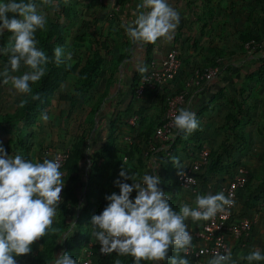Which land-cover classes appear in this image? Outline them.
<instances>
[{
    "label": "clouds",
    "instance_id": "1",
    "mask_svg": "<svg viewBox=\"0 0 264 264\" xmlns=\"http://www.w3.org/2000/svg\"><path fill=\"white\" fill-rule=\"evenodd\" d=\"M41 4L53 9L58 7L56 0H41ZM8 13L14 15L9 18ZM17 14L19 18H16ZM133 15L135 19L121 24V27L134 44H154L159 38L170 40L180 20L179 13L169 5L168 0H141ZM38 29L46 30V15L38 10L33 0L0 2V35L5 30L11 33L7 45L0 47V54L8 56L0 77H3L4 85L10 84L17 93L26 94L32 101L39 100L40 94H33L31 84L46 75L47 65L52 62V58L37 47L35 33ZM53 56L55 63L60 64L62 58L71 60L72 53L57 46ZM22 63L29 71L19 76L12 75ZM138 71L143 73L147 69L140 67ZM28 103L29 99H23L18 107L23 108ZM41 119L47 122L50 117L42 113ZM174 125L187 138L197 130L199 121L195 112L180 108L174 116ZM86 151L91 154L93 149L89 147ZM60 167L59 157L34 163L21 155H9L0 146V264H17L15 257L30 253L33 242L47 234L64 187V173ZM180 175L184 176V173ZM119 176L123 178V181H115L119 194L113 192L106 196L109 203L102 213L92 217V237L100 243L102 254L115 251L119 256L134 258V264H141L142 261L155 264L166 260L168 264H190L185 257L192 247V236L186 230L188 225L185 221H208L234 205L231 194L226 196L223 191L216 194L197 193L195 207L184 203L177 212L172 209L169 198L157 187L160 183L158 175L145 173L138 179L123 167ZM128 180L132 184L127 183ZM192 183H195L194 179L187 178V184ZM134 190L136 196L132 200L130 195ZM70 225L71 229L64 233L62 241L76 231L75 221ZM170 249L176 255L169 257ZM242 258L253 264L264 261V252L256 249ZM53 264H77V261L63 253L54 259ZM114 264L121 262L116 260ZM207 264H234L231 250L226 249L224 254L214 253Z\"/></svg>",
    "mask_w": 264,
    "mask_h": 264
},
{
    "label": "crops",
    "instance_id": "2",
    "mask_svg": "<svg viewBox=\"0 0 264 264\" xmlns=\"http://www.w3.org/2000/svg\"><path fill=\"white\" fill-rule=\"evenodd\" d=\"M98 1L105 17L100 20L101 27H104L103 25L106 23L112 24L115 41L108 37L106 30L99 29L100 31L96 34L102 41L108 40L114 48H117V52L120 51L116 54L115 51L112 53L114 57L116 56L121 71L117 84H119L118 86H127V84L129 86L126 98H123L124 100L119 104L120 107L117 108L122 110L123 106L129 103L133 76L145 64L146 43L134 44L125 34L121 24L135 19L133 13L136 12V5L141 0ZM168 3L179 13V24L170 40L159 38L155 42L151 62L160 63L169 51L175 49L181 60L180 73L172 86H157L140 97H131L129 110L121 114V121L115 126L117 134L115 156L110 160L100 159L106 171L101 185L104 187L109 172L113 168L120 170L121 164H126L129 159L131 161L130 152L132 154L140 148L142 149L140 156L143 154L146 168L139 166L137 158L135 159L136 163L140 168H143L144 174L155 172L156 165L153 161L163 156L167 146L157 147L156 153L149 154L151 159H146L145 154L155 144L153 141L154 131L147 144L143 133L151 127L155 129L163 120L165 100L169 95L175 92H187L185 108L196 113V118L199 121L197 131L201 134L200 144H202L203 150L212 154L220 152L221 148L229 147L228 153H222V165L231 167L242 162L250 169L248 171V187L238 196L236 210L243 217L253 218L255 222L249 237L244 242L238 243L235 239L230 238L233 262L237 264L239 263L238 259H243L250 243L251 245L257 244V242L261 245L264 243V189L259 186V180L262 183L264 181V179L262 180L264 174L261 173L264 168L258 167L257 171L254 168L255 165H264V140L260 137L257 141L261 144L256 146L259 150L255 155L244 152L239 162H236L234 157L236 147L245 149L250 144V140H247L246 137V125L227 124L226 118L239 112L238 105H242V109L248 113L246 118H250L253 107L261 109L260 114L263 118L260 130H263L262 136L264 135V67L261 68L264 60L262 63L259 61L260 58H264V0H168ZM101 13L100 10V16ZM249 39L250 41L247 42ZM254 40L257 42L256 45H254ZM248 45L251 47L247 48ZM255 47L258 50L254 51ZM211 66L219 69L218 75L212 82L200 87L187 88L195 71H202ZM146 69V72L139 74L141 77L150 71V63ZM117 90L118 92L113 98L120 99L123 94L119 92V87ZM101 109L100 107L99 110ZM137 116L139 118L136 126H128L127 122ZM246 118L243 117L242 120H246ZM222 124L226 126V131H224L226 138H223L225 135L220 128ZM234 125L237 127L235 134L230 129ZM92 133L94 135V132ZM131 133L133 136H129ZM188 139L190 140V134L178 147L180 159L174 175L190 172L194 162L199 160V154L195 152V148L191 146ZM125 142L126 145L123 146L122 144ZM136 143L140 144L137 149ZM184 147H191L193 155L185 158V155L181 153ZM91 148L95 151L99 148V144ZM91 154L88 153L82 160L81 165L84 161L85 170ZM207 165H203L196 175L204 173ZM217 176L215 178L218 180ZM219 176L225 177L221 173ZM176 191L178 203L195 206L196 196H191L185 190L176 189ZM203 191L202 194L218 193L212 184L208 185V188H204ZM102 201L101 207H104L105 204ZM185 223L188 225L186 230L193 231L198 228L200 221L193 222L188 219Z\"/></svg>",
    "mask_w": 264,
    "mask_h": 264
},
{
    "label": "rangeland",
    "instance_id": "3",
    "mask_svg": "<svg viewBox=\"0 0 264 264\" xmlns=\"http://www.w3.org/2000/svg\"><path fill=\"white\" fill-rule=\"evenodd\" d=\"M19 1L20 0H17V2ZM0 2H7V0H0ZM33 2L38 5V10L46 15V30H37V32L35 33V38L37 41L42 40L47 29H49L51 25L58 24L62 29L63 37L61 39V42H59L57 46H62L65 48L66 52L70 51L72 53L71 60L62 58L66 61L67 65H84L87 57L92 56V58H95L97 54H99L100 57L102 56L105 61L102 68L98 71V81H96V85L91 90L85 92V94L79 95L76 93V79L70 74L67 75L64 82L55 91L56 96L51 101L50 107L42 112L47 113L50 119L47 122L43 121L41 119L42 113H39L37 123L32 127L25 128V130L21 133L22 141L27 145L29 149L27 153L29 156V160L34 163H42L44 159L52 160L53 154L57 151L65 154L66 158L63 163V168H66L68 170V174L66 175V173H64L62 179L64 181V188L70 190V192L67 193L66 196L68 206L64 209L57 208L56 216L54 217L53 222H61L63 218H66V220L71 224L74 221L78 206L79 209L81 207V197L84 195V189L86 187V183H84V178H82V174L80 172L79 173L81 174V176L74 173H71L70 175V171L75 170L72 167L73 147L79 144L82 140H85L89 135H91L92 132H94L93 138H96V140L92 144H87L84 147V160L88 155V152L86 150L89 149V147L98 145L99 142L103 140V136L105 135L107 130L106 126L108 122V116H110L115 107L119 108L117 105L121 104V101L126 98L129 86L128 84L127 86H118L119 84H117V80L121 75V71L120 66L118 67L119 62L116 56L114 57L112 53H114L115 51L116 54L120 51L117 52V48H114V46L110 44L108 40L102 41L99 35L96 34L100 30H106L108 37L111 40L115 41V32L112 29V24L106 23L105 25H103L104 27H101L102 22H100V20L104 16L103 10L100 8L98 0H68L67 3L71 10V16L67 20L61 17V3H59L57 0L56 3L58 4V7L55 9H53L51 6H45L41 4V0H33ZM100 10L102 12L101 16ZM7 15L10 16L9 18L13 16L12 13H8ZM16 18H19V16H16ZM107 22H109V20ZM10 35L11 33L7 32V30H5V32L0 35V47H4L7 45ZM100 43L104 44L103 48L101 47ZM7 62L8 56L0 54V72L3 71L4 66L5 64H7ZM27 71H29V69L22 63L20 69L17 72L11 74L19 76L23 75ZM2 80L3 77H0V115L14 114L19 108L18 105L20 101L23 100L27 95L17 93L14 89H12L10 84L4 85L2 83ZM118 87L119 92H122L123 94L120 99H116V97L113 98V96H115V93L118 92ZM58 96L73 98L75 102L66 101L64 103H61L60 101H58ZM100 107L102 108L101 110H99ZM260 110L261 109L253 107L250 118H246V120L240 119L238 120V122H236L237 126L246 125V137L247 140H250V144L245 149L236 147V154L234 155L236 162H239L240 158L244 155V152H248L249 154L252 153L253 155H255L259 150L258 148H256V146L258 147V145L261 144V142L259 144V142L257 143V141H259L260 137L262 140H264V135L262 136L263 130H260L262 128L260 124L263 118L260 114ZM220 128L223 130V135H225L223 138H226V134L224 133V131H226V126L222 124ZM4 133L0 130V146H3L9 155L14 156L9 141L14 138L15 130L13 128H9L8 133ZM227 133L229 132L227 131ZM129 136H133V134L131 133L129 134ZM188 141H191V138L190 140L188 139ZM192 144L193 142L191 141V145ZM122 145L125 146L126 142ZM139 145L140 144H137L136 149ZM201 149L203 150V148ZM199 151L200 150L195 149V152L198 154L200 153ZM260 151L263 150L260 149ZM141 152V148L135 150L132 154L130 152L129 156H131V161L129 159L126 164H121L119 167L120 170H115L113 168L109 172V178L107 177V182L105 183L104 187H102L105 195H96L92 199L93 202L91 203L93 211L91 213L93 216L102 213V209L100 208V206H102L101 201L103 200L102 202H104V204H107L105 197L111 195L113 189L119 192V187L115 184V181L118 179L123 181V178L119 176V173L123 167H125L129 171L130 175H136L138 179L142 178V176L144 175V171L138 166L135 161L136 158V160L141 158ZM185 158H187L186 155ZM84 164L85 162L83 161V165H81V169L83 171H85ZM239 164L238 167L240 166L245 168L246 170L248 169L247 171L250 170L242 162ZM258 167L264 168V165H255V171L258 170ZM224 169L225 172H222L224 171ZM222 171L221 174H223V176L225 177H220L219 173L217 176L219 177L218 180L215 178V176L213 178L207 179L206 183H204L203 180V173L198 174V193H204V188H208V185L211 184L213 185V187H215L217 192H220V190L226 185L228 180L231 179L234 173L231 167L226 166H223ZM261 173L264 174V169ZM173 175L174 172L171 176ZM263 179L264 177H262V180ZM126 182L132 184L131 180H128ZM158 186L159 184L157 185V187ZM259 186H262L264 189V181L262 183V181L259 180ZM188 193L191 196H196L197 194H193L190 192ZM135 196L136 191L134 190L130 195V199L134 200ZM175 197V204L178 212L182 203H178L177 191ZM237 214H239L238 216H242L238 212ZM85 221L87 228L91 227L92 229V217H85ZM41 248L43 251V247L38 239L31 245L30 253L21 255L16 260L17 264H38L36 257L41 251ZM256 249L264 252V243L262 245L258 244V242L257 244L252 245L250 243L246 248L244 257H246L251 251ZM232 250L233 249L231 248V253ZM59 255V253H55L50 264H53L54 259L58 258ZM129 257L130 260L127 264H134V258H132L131 256ZM238 260L239 263L237 264H248L246 259L240 258ZM141 264H154V262L142 261ZM253 264H264V261L253 262Z\"/></svg>",
    "mask_w": 264,
    "mask_h": 264
},
{
    "label": "trees",
    "instance_id": "4",
    "mask_svg": "<svg viewBox=\"0 0 264 264\" xmlns=\"http://www.w3.org/2000/svg\"><path fill=\"white\" fill-rule=\"evenodd\" d=\"M61 3V12L62 18L68 19L71 15L70 7L68 3H65V0H57ZM20 2V1H19ZM24 2H29V0H24ZM14 15V14H13ZM18 16V14L16 15ZM10 17V16H9ZM63 37L62 29L58 24H53L49 29H47L45 36L42 40L38 41L37 47L43 50L50 58H52V62L47 65V72L46 75L35 84H32L31 87L33 89V94L39 93L40 99L32 101L28 96L24 99H29V103L23 107L18 108V110L14 114H4L0 115V130L7 134L9 128H13L15 130L14 138L9 141L10 146L12 147L13 155H21L25 160H29L28 156V147L22 141L21 133L25 130V128H29L34 126L37 123V118L39 113H42L45 109H48L51 105V101L56 96V90L61 86L64 82L67 75L74 76L76 79L75 83V90L76 93L79 95L85 94L88 90H91L96 85V81H98V71L102 68L104 64V59L102 56L100 57L99 54L92 58L89 56L86 58L84 65L73 64L71 67H68L66 61L64 59L62 63L57 64L55 63L53 52L54 49L57 47V44L61 42ZM247 40V42H249ZM101 47L103 48V43H100ZM155 44V43H154ZM154 44L153 43H146L145 49V64L142 67H147L149 63H151L153 51H154ZM257 42L254 40V45ZM258 48L255 47L256 51ZM264 58H260L259 61L262 63ZM264 67V64H262ZM263 69V68H262ZM141 72L137 71L132 80V84L130 86V98L128 99L129 103H126L122 110H118L116 107L111 112L110 116H108L107 122V130L106 134L103 137V140L99 142V148L91 154L89 159V163L85 171L81 169V164L83 160L84 154V147L89 143L92 144L95 142L96 138H93V133L89 135L85 140H82L79 144L73 147V169L70 171L76 175L82 174V178H84V183H86L85 192L82 196V204L80 209L77 210L76 215L74 217V221L76 223V231L69 237L62 241V237L65 232H67L71 225L63 218L61 222H56L51 225V227L47 230V234L40 238V244L43 247V251L38 253L36 260L38 264H50L51 260H53V255L55 252L59 254L67 253L68 255L72 256L76 261L77 264H80L81 255L83 249L88 245L92 238V229L87 228L85 217L91 218L92 215V199L94 196H104V190L102 189V181L104 180V173L105 167L100 162V159L110 160L115 156V146L117 142V134L115 132V126L117 123L121 121V114L125 113L129 110L130 106V99L131 97L135 96V89L139 82L141 76L139 75ZM73 98H65L63 96H58V101L64 103L66 101H73ZM233 104V102H232ZM246 106V105H245ZM120 107V105H118ZM239 112L237 114H231L226 118L227 124H236L238 120L242 119L243 117H247L248 114L246 110L242 109V105H238ZM100 109V108H99ZM246 109V107H245ZM246 112V113H245ZM139 118V116H137ZM237 125V124H236ZM230 129L235 132L237 131L236 126H231ZM152 127L147 130V132L143 133V137L145 143L149 142L150 136L152 135L153 131ZM191 141L193 146L196 150L202 151V144H200L201 134L197 130L190 134ZM185 139V134L183 132H179L175 140L172 144L167 148L164 152L163 156L155 159L153 163L156 165L155 172L152 175H158L160 177L159 188L165 193V195L169 198V203L173 210L177 211L176 209V189L171 186L170 179L173 172H176L178 163H179V151L178 147L183 143ZM190 141V142H191ZM229 147L221 148L220 152H214L212 154L209 153V163L206 167L205 172L203 173L204 183H206L207 179L213 178L221 173L223 165V154L228 153ZM161 153V152H160ZM181 153L186 155L187 157L193 155V150L191 147H184L181 150ZM223 153V154H222ZM141 158L138 159V164L140 167L146 168L144 165L145 161L143 159V154L140 156ZM238 167V164H234L231 166V169L234 171ZM142 168V169H143ZM60 171L62 173L68 174V170L60 167ZM81 174H80V173ZM223 172V171H222ZM84 174V175H83ZM112 191V190H111ZM69 189L64 188V199L63 202L58 205L57 208L64 209L68 206L67 201V193H69ZM112 192L119 194L116 190L113 189ZM111 192V194H112ZM103 198V197H102ZM101 198V199H102ZM108 204L109 201L106 200ZM100 208L102 211L107 206ZM73 205V204H72ZM100 213V211H99ZM169 257L176 255L174 250H169L168 253ZM181 255V254H180ZM182 256V255H181ZM20 256H16L15 259L17 260ZM116 260H120L121 264H127L130 260L129 256H119L118 254H113L109 258H103L99 254L95 253L93 255V264H114ZM155 264H168V261H157Z\"/></svg>",
    "mask_w": 264,
    "mask_h": 264
},
{
    "label": "built area",
    "instance_id": "5",
    "mask_svg": "<svg viewBox=\"0 0 264 264\" xmlns=\"http://www.w3.org/2000/svg\"><path fill=\"white\" fill-rule=\"evenodd\" d=\"M248 45L247 48H250ZM181 70V60L178 52L172 49L168 52L166 57L156 63L152 61L150 63V71L139 79L137 87L135 89V96L140 97L148 90H153L157 86H172L177 80V77ZM219 73L217 67H208L202 71H195L192 78L187 84V88L200 87L203 84L212 82ZM187 92H175L169 95L165 100V115L160 124L155 128L153 133L154 145L145 154L146 159H151L149 154L157 152V147L166 145L167 148L173 143L180 130L174 125V116L178 114L180 108L186 106ZM138 122L137 117L130 119L127 124L130 127H135ZM60 158V164L63 166L65 161V154L62 152H55L53 159ZM209 161V152L202 150L199 153V160L194 162L191 171L184 173L181 176L180 173L173 175L170 179V184L175 189L185 190L190 193L196 194L198 190V176L203 165H207ZM193 178L195 183L187 184V178ZM249 184V173L243 167H237L234 173L226 185L220 190L224 192L226 196L231 194V198L234 200V205L227 208L225 213H218L216 217L208 221H200L198 228L193 231H188L192 236V247L189 249L187 258L190 264H207V260L213 258V254L219 252L224 254L226 249L231 250L230 238L235 239L238 243L246 240L254 226L255 220L253 218L238 216L237 214V202L238 196L245 192ZM61 201L64 199V187L60 193ZM195 207V206H194ZM101 245L95 238H92L88 245L83 249L81 255L80 264H93V255L99 254L103 258H109L113 254H117L115 251L111 254H102L100 252ZM182 256L183 252L180 253Z\"/></svg>",
    "mask_w": 264,
    "mask_h": 264
}]
</instances>
